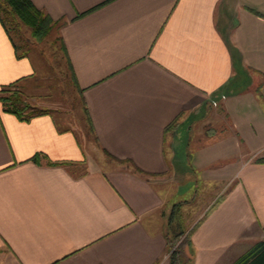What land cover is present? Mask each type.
Returning <instances> with one entry per match:
<instances>
[{
	"label": "crops",
	"instance_id": "crops-1",
	"mask_svg": "<svg viewBox=\"0 0 264 264\" xmlns=\"http://www.w3.org/2000/svg\"><path fill=\"white\" fill-rule=\"evenodd\" d=\"M31 1L65 21L86 122L0 103V264H172L187 182L182 264L264 239V0ZM34 73L0 20V89Z\"/></svg>",
	"mask_w": 264,
	"mask_h": 264
},
{
	"label": "trees",
	"instance_id": "trees-1",
	"mask_svg": "<svg viewBox=\"0 0 264 264\" xmlns=\"http://www.w3.org/2000/svg\"><path fill=\"white\" fill-rule=\"evenodd\" d=\"M0 20L15 45L18 57L26 56L29 50L23 52L20 51L22 47L16 41L13 34L14 31H19L24 26H26L30 29L31 35L40 40L51 37V35H53L57 31L58 35L56 40L60 41V48L67 59V63L71 70L75 86L76 82L72 63L69 59L67 47L61 35V28L64 26L65 21L54 20L50 16V14L38 8L31 0H0ZM20 81L21 79L11 82L9 84H5L1 87L0 103L2 105V109L4 111L15 114L21 120L27 121L37 115H42L44 113L50 112V109L40 108L29 101L28 95H26L25 93V91H28L26 87H24V85L20 84ZM259 160H264V158ZM52 163L62 164L64 162ZM138 171L141 170L138 169ZM176 207L177 208L174 207L172 209L169 216L168 231L169 233L171 232L174 234V236L169 239V249L173 247L175 243L174 240H176L177 237L185 233L183 226L182 230H179V220L182 216V213L180 211L181 207ZM175 218L177 219V222L174 221ZM189 234H187L188 239L190 237ZM174 251V254L171 255L172 264H182V261H180L178 254L179 251L176 249ZM232 264H264V239L257 241L247 252L241 255Z\"/></svg>",
	"mask_w": 264,
	"mask_h": 264
},
{
	"label": "rangeland",
	"instance_id": "rangeland-1",
	"mask_svg": "<svg viewBox=\"0 0 264 264\" xmlns=\"http://www.w3.org/2000/svg\"><path fill=\"white\" fill-rule=\"evenodd\" d=\"M13 34L16 41L22 47L20 51L29 50L28 54L24 57L30 59L35 72L34 76L29 80L30 86L28 88H31L27 89L28 92L25 91L29 101L40 108H48L58 112L66 111L67 115L65 116L68 119L70 118L73 124L85 123L86 119L82 101L74 86L73 76L67 59L60 48V41L56 40L58 32L56 31L49 38L40 40L33 37L30 29L24 26L19 31H14ZM56 114L59 115L58 113ZM194 185H196L195 182H187L183 185L181 192H187L188 195L182 198H174L172 202L174 204L171 205L172 209L174 207L177 208L176 206L178 208L181 207V202H184L181 199L193 197L191 194L196 189ZM187 219L184 222L190 221L192 214ZM187 240H189L187 234L177 237L174 240L173 247L169 249V255H173L175 249H181ZM186 249H188L187 245Z\"/></svg>",
	"mask_w": 264,
	"mask_h": 264
}]
</instances>
